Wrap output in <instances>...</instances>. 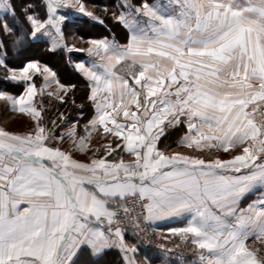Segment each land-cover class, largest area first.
<instances>
[{
  "label": "snow or ice",
  "instance_id": "obj_1",
  "mask_svg": "<svg viewBox=\"0 0 264 264\" xmlns=\"http://www.w3.org/2000/svg\"><path fill=\"white\" fill-rule=\"evenodd\" d=\"M68 9L104 23L82 0H0V82L19 89L0 101L31 121L0 127V264H153L141 224L170 220L191 259L160 244L161 264H264V0H119L123 41L84 48ZM44 43L86 54L82 133L45 120V90L76 85L28 55Z\"/></svg>",
  "mask_w": 264,
  "mask_h": 264
},
{
  "label": "trees",
  "instance_id": "obj_2",
  "mask_svg": "<svg viewBox=\"0 0 264 264\" xmlns=\"http://www.w3.org/2000/svg\"><path fill=\"white\" fill-rule=\"evenodd\" d=\"M86 6L90 7V10L99 15L104 23L91 21L87 17L74 16L72 17V27L66 29L65 41L69 45H81L84 41L80 39L81 36L85 37H103L108 38L115 37L117 40L123 41L124 31L118 26L111 18V15L105 12V6L112 8L119 0H82ZM35 59L41 61V63H47L49 67L56 72L61 83L74 84L76 88L70 91L66 97L65 102H60L56 98L43 97L45 114L50 119L54 116L58 117L60 113H68V115L76 114L77 112L83 113V116L78 120L80 125L86 123L92 115L93 109L87 100V88L85 87V81L80 74L73 67V63L82 58V55L75 53L74 51L70 54H64L61 50L51 49L47 43L41 44L35 51L28 53ZM12 63H19V60L12 61ZM3 76V71L0 70V77ZM4 90L11 92H18L19 89L13 88L9 85L6 89L2 82H0ZM64 95V94H63ZM177 139L176 136H173ZM172 137V138H173ZM127 238L134 240L132 233L129 231ZM140 253L145 257L153 258V264H161L159 252L151 248L142 247L139 242ZM114 256H109L106 259L112 260Z\"/></svg>",
  "mask_w": 264,
  "mask_h": 264
},
{
  "label": "crops",
  "instance_id": "obj_3",
  "mask_svg": "<svg viewBox=\"0 0 264 264\" xmlns=\"http://www.w3.org/2000/svg\"><path fill=\"white\" fill-rule=\"evenodd\" d=\"M88 11H90L89 9H87ZM67 11H69L70 12V15H71V18L72 17H74V16H79L78 14H76L75 12H73L71 9H68ZM86 41V40H85ZM83 42L81 45H76V47H78V48H84V47H87V44H86V42ZM73 45V44H72ZM75 52V51H74ZM75 53H77V54H80V55H82V58L81 59H84V58H86V54L85 53H82V52H75ZM77 62V61H76ZM74 64H75V62L73 63V67H74ZM75 68V67H74ZM41 80H42V78H38L37 79V84L39 85V83L41 82ZM50 89H52L53 91H55L56 90V85L55 84H52L49 88H47L46 90H49L50 92H52ZM0 90H4L3 89V87H2V85H0ZM45 90V94H47V92H49V91H46ZM63 93V92H62ZM54 98V97H53ZM5 104V103H4ZM4 110H6V112H8V113H10V112H14V113H19V112H15V111H12L11 109H9V107H7L6 105L4 106ZM3 110V111H4ZM45 112V111H44ZM92 114H93V112H92ZM1 115V114H0ZM19 115L22 117L24 114H20L19 113ZM2 116V115H1ZM91 117V116H90ZM46 120V119H45ZM46 122H48L49 123V126H51L50 125V122H51V120H46ZM18 123H20V126H21V128H15V129H10L9 127H8V120H2V121H0V127H3L5 130H8V131H17V132H23V131H25L30 125H31V122H29V123H27V126H26V123H25V121H23V120H19V122ZM66 124V123H65ZM83 125H84V123L82 124V126L81 127H79V129H78V131L80 132V133H82L83 132V130H82V128H83ZM69 127H71V123L70 124H67V126H65L64 127V131H66ZM60 131V129L57 131V134H58V132ZM171 139L174 141V140H176V139H174V137L172 138L171 137ZM69 143H70V138H67V139H65V141H64V143H63V145H62V147H68L69 146ZM104 143V141H103V139L101 138V136H100V134L99 133H93V135H92V138H91V145L90 146H94V145H97V144H103ZM172 150H176V151H184V149L182 148V147H177L175 144H173L172 145ZM76 155L79 157V158H81V159H83L84 158V155L82 154V153H76ZM127 158V157H126ZM154 231H156V232H159V233H162V234H170V233H168L165 229H167L168 227H178V226H181V222L180 221H178V220H170V221H158L157 223H156V225L155 226H153V225H151V224H148ZM128 234V233H127ZM129 239V238H128ZM130 240V239H129ZM130 241H132V240H130ZM137 258L140 260V258H144L143 257V255L139 252L138 253V256H137Z\"/></svg>",
  "mask_w": 264,
  "mask_h": 264
},
{
  "label": "built area",
  "instance_id": "obj_4",
  "mask_svg": "<svg viewBox=\"0 0 264 264\" xmlns=\"http://www.w3.org/2000/svg\"><path fill=\"white\" fill-rule=\"evenodd\" d=\"M141 228L146 232H148V236L140 240V243L143 247L157 250L160 253L161 249L159 248V245L166 244L167 247L173 249V254L175 256H180L181 254H185L188 256L189 259H191L192 249L190 247L188 248H185L183 246L176 247L177 244L182 243L181 241H179L178 237H173L171 235H161L155 232L148 224H141ZM129 231L132 233L131 229H129ZM165 236L169 237V239L165 240L164 239Z\"/></svg>",
  "mask_w": 264,
  "mask_h": 264
},
{
  "label": "rangeland",
  "instance_id": "obj_5",
  "mask_svg": "<svg viewBox=\"0 0 264 264\" xmlns=\"http://www.w3.org/2000/svg\"><path fill=\"white\" fill-rule=\"evenodd\" d=\"M86 8L87 9H89L90 10V7H88V6H86ZM91 11V10H90ZM52 92H55V91H53L52 89H50ZM46 91H49V90H46ZM50 92V91H49ZM63 91H61V92H59V95H63L64 93H62ZM45 96H47V94H45ZM44 96V97H45ZM55 98V97H54ZM5 102L4 101H0V114L2 115H0V121H2L3 119L4 120H8V127L10 128V129H15V128H21V126H20V123H18L19 122V120H23V121H25V123H26V126H27V123H29V122H31L30 121V119L27 117V116H25V115H23L22 117L19 115V113L17 114V113H14V112H10V113H8V112H6V110H4V106H5V104H4ZM10 109V108H9ZM4 110V111H3ZM21 114V113H20ZM44 116H45V119L46 120H53V119H55L56 120V122H57V125H59V126H61V128H62V130L64 129V127L65 126H67V124H72V122L73 121H78L80 118H81V115H80V112H77L76 114H73V115H68V113H64V117H65V119L64 120H61V119H59L58 120V117L56 116H54L53 118H51L50 119V117L47 115V114H45V112H44ZM66 123V124H65ZM79 123V122H78ZM83 124V123H82ZM82 124L80 125V123H79V125H80V127L82 126ZM61 128H58L57 129V131L60 129L61 130ZM82 130H83V128H82ZM58 134H59V132H58ZM176 151V150H175ZM129 232V231H128ZM156 232V231H155ZM157 233H159V232H157ZM159 234H161V235H171V234H162V233H159ZM144 258H140V260H143Z\"/></svg>",
  "mask_w": 264,
  "mask_h": 264
}]
</instances>
